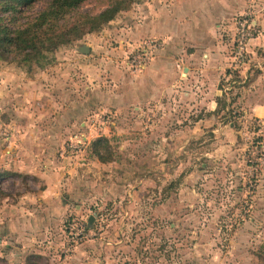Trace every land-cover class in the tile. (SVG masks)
I'll list each match as a JSON object with an SVG mask.
<instances>
[{
    "label": "rangeland",
    "instance_id": "1",
    "mask_svg": "<svg viewBox=\"0 0 264 264\" xmlns=\"http://www.w3.org/2000/svg\"><path fill=\"white\" fill-rule=\"evenodd\" d=\"M110 1L88 0L79 11L97 14ZM169 1L133 0L127 10L98 31L59 47L45 68L19 67L0 59L1 72H8L12 66L22 76L35 78L55 67L67 70L73 59L84 58L79 52L83 44L97 50L92 78L89 79L91 74L87 75L84 63L76 60V74L68 70L72 73L67 71L70 75L64 83L73 92L67 99L74 100L71 108L75 112L69 115L80 133L77 141L63 138L57 148L66 172L61 177L60 195L69 207L62 210L55 225L48 227L0 223V264H264V120L235 104L233 87L238 84L232 82H238L242 66L229 65L225 73L229 71L230 79L219 87L223 91L228 87L226 103H230L232 116L214 119L204 130L193 128L191 120V124L185 123L187 127L183 125L184 134L182 125H176L171 138L179 147L168 148L166 159L162 154L164 147L151 144L145 130V139L135 138L139 131L133 128V106L125 121L115 115L113 99L107 101L112 104L109 109L96 106L97 100L102 101L101 90L107 88L92 80L101 71L107 72L105 59L123 55L127 67L137 71L140 62H150L164 45L162 39L155 38H127L121 43L124 36L120 30L126 27L129 32L139 18L135 14L140 16L160 7L164 10ZM43 5L37 4L33 12H39ZM244 16L255 30L241 55L238 23ZM233 17L235 61L243 63L249 41L264 35V0L251 2ZM0 105L3 150L10 136V128L4 127L10 116L4 102ZM192 113L189 115L195 119ZM63 120H69L67 114ZM231 121L237 123L238 137L235 132H226ZM92 131L96 138L109 134L114 161L102 163L93 155L94 140L82 139ZM181 141L188 142L184 149L180 148ZM0 182V216H6L11 205H18L15 200L22 193L38 191L42 184L32 178L10 176ZM6 195L8 203L2 204Z\"/></svg>",
    "mask_w": 264,
    "mask_h": 264
},
{
    "label": "crops",
    "instance_id": "2",
    "mask_svg": "<svg viewBox=\"0 0 264 264\" xmlns=\"http://www.w3.org/2000/svg\"><path fill=\"white\" fill-rule=\"evenodd\" d=\"M254 1L170 0L164 10L160 7L140 16L135 14L134 17L139 18L134 21L132 29L129 32L126 27L120 30L124 36L120 42H127V38L131 41L155 38L162 39L164 45L150 62L145 64V61L137 71L127 67L123 55L105 59L107 72L101 71L97 79L92 80L100 81L107 88L101 90L102 101L97 100L96 106L109 109L112 104L107 101L113 99L115 115H119V120L121 115L123 121L133 106V128L139 131L135 138L145 139L142 137L145 130L151 144L164 147L162 154L166 159L168 148L179 147L171 138L175 136L173 130L176 125H182L181 132L184 134L183 128L188 126L185 123L191 124V120L193 128L204 130L214 123L212 120H226L232 116L230 103H226L228 87L224 91L219 88L221 82L230 79L229 71L225 73L230 65L236 68L242 66L238 82H232L238 84L233 87L235 104H239L249 115L264 120V35L249 41L245 62L235 61L236 27L233 16ZM89 48L90 52L83 54L84 58L73 60L84 63L91 79L97 50L92 46ZM111 60L114 62L110 63ZM74 61L70 62L73 66L69 65L67 70L55 67L50 73L36 74L35 78L22 76L12 66H9L8 72L0 71V103L4 102L10 116L4 126L10 128L8 144L0 150V179L24 177L42 183L38 191L22 193L15 200L17 206L7 205L8 214L0 216V223L48 227L55 225L62 210L69 207L60 195L61 177L66 172L62 170L65 168L59 160L58 147L63 138L77 141L80 136L76 121H72L69 115L75 105L72 97L67 99L72 90L64 87L68 75L72 73L68 70L72 69L73 75L76 74ZM189 110L193 111L195 119H191ZM66 114L69 120L64 121ZM186 115L187 118L184 117ZM228 128L227 133L235 132L238 137L237 123L231 121ZM101 137L109 139V134ZM98 138L93 131L89 136L82 137L85 141ZM179 145L184 149L188 142L184 144L181 141ZM155 156L159 158L158 151H155ZM112 161L114 159L109 162ZM0 188L3 191L1 182ZM3 198L2 204L4 201L7 204L9 196Z\"/></svg>",
    "mask_w": 264,
    "mask_h": 264
},
{
    "label": "trees",
    "instance_id": "3",
    "mask_svg": "<svg viewBox=\"0 0 264 264\" xmlns=\"http://www.w3.org/2000/svg\"><path fill=\"white\" fill-rule=\"evenodd\" d=\"M88 0H0V59L19 67L45 68L57 49L98 31L133 0H111L97 14L80 12ZM43 3L39 12L34 7ZM93 155L101 162L114 159L108 138L92 142ZM3 194L0 188V195ZM91 225V223H89Z\"/></svg>",
    "mask_w": 264,
    "mask_h": 264
},
{
    "label": "built area",
    "instance_id": "4",
    "mask_svg": "<svg viewBox=\"0 0 264 264\" xmlns=\"http://www.w3.org/2000/svg\"><path fill=\"white\" fill-rule=\"evenodd\" d=\"M253 24H250V21L246 18V16H244V18H242L240 20V22L238 23V47H239V54L243 55V51L245 48V45L247 43V41L253 36V30H255L252 27ZM143 56L145 57L146 54H143ZM242 58V56H241ZM140 65H142V63L140 62Z\"/></svg>",
    "mask_w": 264,
    "mask_h": 264
},
{
    "label": "water",
    "instance_id": "5",
    "mask_svg": "<svg viewBox=\"0 0 264 264\" xmlns=\"http://www.w3.org/2000/svg\"><path fill=\"white\" fill-rule=\"evenodd\" d=\"M79 52H81L83 54H88L90 52V48H89V46L83 44V45L80 46ZM89 222L90 223L93 222V218L92 217H90Z\"/></svg>",
    "mask_w": 264,
    "mask_h": 264
}]
</instances>
